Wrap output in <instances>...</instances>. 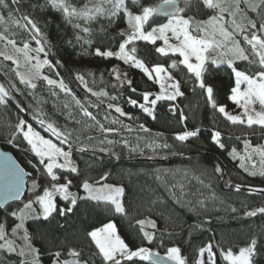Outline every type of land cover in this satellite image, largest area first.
<instances>
[{
    "label": "trees",
    "instance_id": "trees-1",
    "mask_svg": "<svg viewBox=\"0 0 264 264\" xmlns=\"http://www.w3.org/2000/svg\"><path fill=\"white\" fill-rule=\"evenodd\" d=\"M6 2L13 12L14 19L28 15L36 22L43 34L40 39L47 59L54 65L52 73L64 81L73 95L96 116L98 121L105 122L104 115L107 109L85 91L77 79L78 75L83 76L91 90H103L116 97L115 100L123 111L131 114L137 124H142L149 130L148 135L155 133L169 139L168 148L147 151H130L122 143L99 145V131L94 126H85L93 125L94 122L83 117L80 108L79 110L73 108L70 112L64 108L65 102L56 100L52 102L55 104L53 108L47 103V106H50L47 109L53 114L49 116L42 114L43 111L35 104L29 91L15 78L11 67L0 63V84L10 87L11 81L16 85V89L11 90V97L6 98L8 102L0 105V146L10 151L20 167L32 177L27 182V191L22 200L0 209V222L5 223L6 229L18 223L9 215L11 211L18 210L23 203L42 194L44 187L51 185L50 178L43 174L42 166L22 136L17 134V139L12 143L8 142L12 140L14 126L23 118L45 138L52 139L65 151H71V158L78 167V174L54 170L60 177L58 183H65L64 176L67 175L72 181L70 191L77 193L78 196L84 180L93 184L111 183L124 189L123 205L126 215L117 214L95 201L78 200L73 212L66 216L54 213L47 221L43 219L26 221L25 227L31 243L39 249L41 264H51L50 254L55 251L62 252V259H71L67 256L69 248L82 249L85 258H89L90 253L94 251V245L89 247L86 233L109 221L116 225L118 234L130 248L145 246L164 256L168 247L176 246L181 249L186 264H194L198 249L209 243L213 245V250L217 254V264H226L220 257L222 248L238 251L239 247L246 246L255 237L258 240L255 264H264V214L244 215L245 211L264 207V192L260 191L264 189V176L247 175L237 168L236 163L229 157V152L233 148L238 151L242 149L246 138L252 144L260 143L264 139V130L256 126L249 129L242 125H232L226 121L208 105L206 94L197 86L194 76L182 65L176 69L168 68L171 61L178 60L179 57L171 54L161 56L156 53L157 43L152 45L137 41L136 57L149 68L152 65H163L168 68L171 75L180 82L184 95L178 97L176 101L158 102L151 117L138 106H132L128 102L130 98L136 100L138 104L143 103L141 93H156L157 84L135 68L128 72L127 78L131 81V86L127 82L119 83L113 79V70L119 60L95 54L97 48L102 51L118 50L123 39L119 33L127 25L122 14L114 22H109L105 18L89 24L80 21L82 26L91 29L90 35H86L66 23L61 12L53 9L48 0H19L15 5L11 0ZM160 2L161 0H142L145 6H154ZM70 3L79 8L86 0H70ZM126 6L134 12L137 11L131 3L126 2ZM0 8L8 17V9ZM241 8L244 9L245 5L241 4ZM212 14L213 10L195 4L185 13L195 16L197 20L207 19ZM247 15L259 26L261 21L257 13L247 11ZM260 15L264 16V7L261 8ZM164 21L160 18L153 19L151 25L155 26ZM21 23H24L22 19ZM7 26H10L9 31L13 38L25 40L28 38L27 35L32 36L29 30L16 27L11 22ZM78 36L82 38L77 39ZM85 39L91 40V43H86ZM127 47L130 49L132 45ZM57 61L60 63L57 64ZM235 67L250 73L258 70V67L250 66L245 61L237 62ZM203 78L206 85L213 87L218 105H224L228 110L235 109V104L228 99L235 78L226 64H209ZM44 85L38 86L37 90L44 89ZM132 88L137 91H131ZM43 96L50 100L48 93L44 92ZM69 98L73 100L72 96ZM181 112L186 117L183 123L180 122ZM69 113L72 117L70 121L65 118ZM38 114L40 118L53 122L61 130L71 131L72 136L68 143L60 145L59 140L45 132L35 118ZM77 120L82 123L77 124ZM105 127L113 128L114 125L106 124ZM197 128H199L197 137L188 141L181 143L172 139L174 134L194 131ZM213 130L221 132V142L225 145L223 149L211 141ZM88 137L93 139L89 140ZM81 147H85L86 150L79 151ZM99 147H108L111 151L101 152ZM217 165L222 168L220 173L215 172ZM167 170L172 171V185L176 182L177 185L181 183L188 187L187 195L179 193L176 196L166 190V186L171 183L170 179H158V176ZM175 171L179 173L173 176ZM105 174L107 178L101 180ZM33 180L37 182L36 188H32ZM208 180L210 185L206 184ZM237 184L241 186L240 191L235 190ZM249 189L253 191L250 192ZM55 199L58 205L63 206L67 203L60 201L58 196ZM200 201L204 202L203 207L200 206ZM232 208L238 211L234 213L231 211ZM148 219L154 221L157 226L155 240L151 244L141 239L139 225L136 223L138 220ZM20 261L15 253L0 250V264H20ZM126 263L149 264V261L134 258ZM96 264H100L99 259Z\"/></svg>",
    "mask_w": 264,
    "mask_h": 264
},
{
    "label": "snow or ice",
    "instance_id": "snow-or-ice-1",
    "mask_svg": "<svg viewBox=\"0 0 264 264\" xmlns=\"http://www.w3.org/2000/svg\"><path fill=\"white\" fill-rule=\"evenodd\" d=\"M11 2L15 5L19 3V0H11ZM48 3L53 9L61 12L66 23L71 24L73 28L79 29L86 35H90L91 29L82 26L80 21H83L84 24H89L100 18H105L109 22H114L121 14L123 15L129 30H121L119 33L123 39L119 43L118 50L115 52L111 50L102 51L97 48L95 54L104 58L115 57L123 63L139 69L149 80L159 85L160 91L155 94L154 98L150 99L153 95L152 93L143 92L141 93L143 103L138 104L136 100L131 98L128 101L132 106H138L145 114L152 116L156 105L160 101H175L178 97L184 95L181 91L180 82L168 71V68L176 69L182 65L189 74L194 76L197 86L206 94L208 105L223 116L226 121L232 125L246 126L249 129L255 125L264 130V16L260 15V10L264 7V0H161L160 3L154 6H145L142 0H130L132 7L137 10L136 12L126 6V0H86V3L79 8L72 5L70 0H48ZM194 4L197 6L202 5L207 10H213L214 14L209 15L204 20H197L195 16L185 15ZM241 4L245 5L244 9L241 8ZM0 7L8 9V21L17 27L29 30L32 33V39L37 44L35 49H32L27 42L23 44V47H17L15 40L9 38L4 32H0V41H5V50L0 51V57H3L5 61H11L16 66L11 71L15 73L19 82L26 85L29 89H36L38 85L35 81L43 80L50 87V90L58 88L60 92L72 96L74 103L80 108L81 115L94 122L93 125L85 126H95L100 132L105 134V138L98 141L99 145L122 143L130 151L140 150L139 143L136 146H130L126 139L121 141L108 139L107 134L116 133L118 129L105 127L104 124L100 123L96 116L73 95L71 89L62 79L55 80L42 74L41 70L44 66L54 70V65L47 59V53L40 39L43 36L40 28L28 15H22L20 19H14L13 12L6 0H0ZM245 9L260 16L261 22L259 26H257L255 20L247 15ZM159 18H167V22L152 26L151 21ZM21 19L24 23H21ZM3 20L4 18L0 16V21ZM145 25H149V28L146 29ZM81 38L77 37V39ZM172 40L176 42H170ZM137 41H144L152 45H155L157 41H162V46L156 47L155 52L161 56L178 55L179 59H173L168 68L163 65H152L149 68L135 55L137 52L135 43ZM85 42L91 43V40L85 39ZM129 45H132L130 49L127 47ZM9 46L12 49V53L7 51ZM31 52L44 53L45 58L40 60L38 56L30 55ZM21 55L23 56V65L28 68L27 72L19 70L22 66L19 58ZM33 61L35 63H32ZM241 61L247 62L250 66L258 67V70L250 73L235 67L237 62ZM59 63L60 61H57V64ZM209 64H226L231 69L235 79L228 99L242 109V115H232L226 111L224 105L216 103L213 87L206 85L203 78ZM113 71L115 72V78L120 80L119 72L115 69ZM77 79L92 95L97 97L108 95L103 90L93 92L88 88L83 76L78 75ZM162 81H170V83H163ZM126 82L131 86L130 80ZM9 85L10 87H5L0 84V105L6 104L8 102L6 98L11 97V90L16 89V85L11 83V81ZM131 91L136 92L137 90L132 88ZM52 95L55 96L57 93L52 91ZM110 99L115 100L116 97L113 96ZM257 103L261 109L259 111L254 107ZM68 107L69 105L65 103L64 108L67 109ZM107 108L118 113L121 117L132 119L130 114L124 112L119 105L109 103ZM170 110H172L171 107ZM70 115L71 113H69ZM35 118L45 132L50 133L51 136L59 140L60 145L68 143L69 138L72 136L71 131L67 129L61 130L53 122L40 118L39 114ZM108 118L106 114L105 119L107 120ZM153 118L155 117L153 116ZM185 119V115L181 112L180 122L183 123ZM76 123L81 124L82 121L77 120ZM111 123L119 124L129 132L132 131L129 125L123 124L118 118L112 119ZM139 129L144 132L149 131L142 124L139 125ZM198 133L199 128L194 131L177 133L175 140L183 143L190 138L197 137ZM17 134L22 136L23 141L26 142L30 151L42 166L43 174L49 177L51 181L50 187H44L42 194L36 195L34 199H29L18 210H13L9 213L11 217L19 221L11 228L12 236L15 237L17 232L23 231L20 239L24 241V246L18 255L20 257H31L30 260L22 259L20 264H41L39 249L31 243L29 232L25 227L26 221L39 219L47 221L54 213H58L62 217L66 216L73 212L78 200L95 201L109 207L117 214L126 215V209L122 203L124 194L122 186L105 183L97 187L88 180H84L80 187L86 195L77 196L70 191L72 181L68 176H64L65 183H58L60 177L54 171L60 170L61 172L78 174V167L71 159V151H65L63 147L54 143L52 139L45 138L32 124L23 118H20L14 126L12 140L8 142L12 143L13 140L17 139ZM221 136L220 131L213 130L211 132V141L223 149L225 145L221 142ZM88 139L92 140L93 137H88ZM137 139L139 141L143 137H138ZM243 143L247 155L239 157L241 161L240 167L244 168L250 176H264V145L253 147L248 140H244ZM146 146L149 148L169 147L167 143L163 145L157 144L155 139L151 140ZM85 150V147L79 149V151ZM99 151L110 152L111 149L99 147ZM229 155L235 159L237 156L236 149L233 148ZM254 155H259L261 159L262 167L259 170L256 169L254 163L251 165V170L246 166V161H251ZM2 167L4 175L0 177V180H3L4 184L2 191H0V209H4L9 200H20L24 186V170L22 168H19L7 157H4ZM221 171L222 168L217 165L215 172L220 173ZM106 178L107 174L102 176L101 180ZM200 182L203 183V181ZM37 186V182L33 180L32 188ZM173 187H176V185ZM179 187L183 190V184H180ZM240 188L239 184L235 186L236 191H240ZM31 190L29 189V191ZM249 191L253 190L249 189ZM260 191L264 192V189ZM57 196L60 201L67 202L66 205H58L55 199ZM199 203L203 207L204 202L200 201ZM231 211L235 213L238 210L232 208ZM258 213L264 214V207L245 211L244 215L256 216ZM136 223L139 225L141 239L151 244L155 240L154 233L145 230V228L155 229L156 223L150 219L138 220ZM86 236L89 238V247L94 245V251L90 253L89 258H85L82 249L69 248L67 256L71 257V259H62V252L55 251L50 254L52 258L51 264H96L97 259H99L100 264H125V262L132 261L134 258H138L140 261H149V264H186L185 258L181 255V249L176 246L168 247L164 256L145 246H140L136 249L130 248L118 234L116 225L111 221L103 224L102 227L88 231ZM0 241H3V243H0V250L8 253L16 252L15 241L8 238L6 225L3 222H0ZM257 244V238L253 237L246 246L239 247L238 251H233L231 248L227 250L222 248L220 257L226 264H255V257L258 255ZM205 253H207V258L203 259ZM194 264H217V254L213 250L211 243L198 249Z\"/></svg>",
    "mask_w": 264,
    "mask_h": 264
},
{
    "label": "rangeland",
    "instance_id": "rangeland-1",
    "mask_svg": "<svg viewBox=\"0 0 264 264\" xmlns=\"http://www.w3.org/2000/svg\"><path fill=\"white\" fill-rule=\"evenodd\" d=\"M0 16H2L3 18H4V20L3 21H0V32H4V34L5 35H7L9 38H11V39H13V40H15L16 41V44H17V47H23V44L25 43V42H27L29 45H30V47L32 48V49H35L36 47H37V44H36V42H35V40H33L32 39V36L31 35H27L28 36V38H25V40H21V39H16V38H13L12 36H11V32L9 31L10 30V26H7L8 24H9V22L10 21H8V17L7 16H5L4 14H3V11L1 10V8H0ZM167 22V20H165L164 22H162V23H166ZM152 26H154V25H152ZM156 26V25H155ZM17 27V26H16ZM145 28L147 29V28H149V25H145ZM5 29H7V31H5ZM129 29H128V25H126V27L124 28V31H128ZM170 35V34H169ZM170 42H172V43H175L176 41L175 40H172V41H170ZM157 43V45H158V47L159 46H162V41H157L156 42ZM3 50H5V41H0V51H3ZM7 51L9 52V53H12V49H11V47L9 46L8 47V49H7ZM30 55H33V56H38L39 57V59L40 60H43L44 58H45V54L44 53H36V52H31L30 53ZM20 60H21V64H22V66H21V68L19 69L21 72H27L28 71V68H27V66H24L23 65V56L21 55L20 57ZM0 63H4V64H7V65H9L10 67H11V69L12 68H15L16 66L15 65H13L12 64V62L11 61H5L4 59H3V57H0ZM32 63H35V61H33ZM133 67L131 66V65H129V64H125V63H123L121 60H119V62H118V64L116 65V67H114V69L116 70V71H118L119 72V74H120V80H117L116 78H115V72L113 71V75H114V78L113 79H115L116 81H118L119 83H122V81H124V82H126V81H128V72L130 71V69H132ZM136 69V68H135ZM52 69H49L47 66H44L43 68H42V74L43 75H46V76H49L50 78H52V79H55V80H61L60 78L58 79V77L57 76H55L53 73H52V71H51ZM139 70V69H138ZM14 73V72H13ZM153 75H155V74H153ZM163 75V74H162ZM14 76H15V73H14ZM15 78L19 81V79L15 76ZM36 83H37V85L40 87V86H42V85H44V89H39V90H37V88H38V86H37V88L36 89H29L26 85H24V84H22L23 85V87H25L26 88V90H28L29 92L28 93H30V95L33 97V100L35 101V104H38V106H39V108L43 111V113L42 114H44V115H46V116H49V115H52L53 113H51L52 111H49L47 108H50V106L48 107L47 106V103H49V105H51L52 106V108H53V106L55 105L54 103H52V102H54V101H63V102H65V103H67L68 105H69V107L67 108L70 112H71V110L73 111V108L75 109L76 108V110H79V107L74 103V101L73 100H71V98H69L70 96H68V95H66L65 93H63V92H60V90L58 89V88H53V89H51L50 90V87L46 84V82L45 81H43V80H37V81H35ZM80 82V81H79ZM163 83H170V81H162ZM20 83V82H19ZM80 84H81V82H80ZM82 85V84H81ZM83 86V85H82ZM84 87V86H83ZM157 87H158V91L156 92V93H159V91H160V88H159V85H157ZM243 87V86H242ZM85 88V87H84ZM52 91H55L56 93H57V95H55V96H53L52 95ZM85 91H87L86 89H85ZM93 92H100L101 90H92ZM44 92H46V93H48V96L50 97V100L49 99H46L44 96H43V94H44ZM88 92V94L90 95V96H92L93 98H95L96 100L95 101H97V102H99L100 104H102L107 110V115H108V119L106 120L105 119V115H104V121L105 122H100V123H102V124H104V126L106 125V124H112L111 123V120L112 119H114V118H118L119 120H121L122 122H123V124H125V125H129L131 128H132V131L131 132H129L127 129H124V128H122L121 127V125H119V124H112V125H114V127L113 128H116V129H118V131L116 132V133H109V134H107V138L108 139H111V140H117V141H121V140H124V139H126V140H128V142H129V144H130V146H136L137 145V143H139V149L140 150H137V151H147V150H153V149H160V148H163V147H158V148H149V147H147L146 145L148 144V143H150L151 142V140H153V139H155L156 140V142H157V144H160V145H163V144H165V143H167L168 144V140L169 139H167V137L166 136H164V135H160V134H150V135H148V133H149V131L148 132H144V131H142V130H140L139 129V125L140 124H137L136 123V120H135V118L130 114V116L132 117V119H129L128 117H121V116H119V114L118 113H115L113 110H110V109H108L107 108V104H109V103H112V104H116V105H119L118 103H117V101L116 100H112V99H110V97H113L112 95H110V94H108L107 92V96H103V97H97V96H94V95H92V93L91 92H89V91H87ZM105 92V91H104ZM156 93H152L153 95L150 97L151 99L152 98H154V96H155V94ZM229 95H230V93H229ZM70 99V100H69ZM52 100V101H51ZM177 100V99H176ZM175 100V101H176ZM50 101H51V103H50ZM120 106V105H119ZM150 106V105H149ZM254 107L256 108V110L257 111H259V110H261L260 109V106H259V104L257 103L256 105H254ZM226 111L227 112H229L230 114H232V115H242V109H240V108H238L236 105H235V109H233V110H228V109H226ZM147 115V114H146ZM149 116V115H148ZM151 117V116H150ZM65 118H68V120L70 121V120H72V117H71V115L69 116V114H67L66 116H65ZM87 118V117H86ZM93 122V121H92ZM255 126V125H254ZM95 127V126H94ZM145 127V126H144ZM256 127H258V126H256ZM95 128H97V127H95ZM259 128V127H258ZM97 130H98V128H97ZM99 131V130H98ZM182 133V132H181ZM175 135L176 134H174V136L172 137V139H175ZM138 137H143V139H141V140H139L138 141ZM98 138H99V140H101V139H104L105 138V134H103L102 132H98ZM246 140H248V138H246ZM250 142V141H249ZM55 143V142H54ZM250 144L253 146V147H255V146H259V145H264V139L263 140H261V142L260 143H258V144H252L251 142H250ZM232 151V150H231ZM230 151V152H231ZM229 152V153H230ZM236 152H237V156H236V158L234 159L232 156H230L229 155V157L236 163V165H237V168H239V169H241L244 173H246L247 175H249L248 174V172L247 171H245L244 170V168H241L240 167V163H241V161H240V156H246L247 155V153H246V151H245V145H244V143H243V145H242V149L240 150V151H238V150H236ZM72 159V158H71ZM72 161H73V163L76 165V163L74 162V160L72 159ZM62 162V161H61ZM255 164L256 165V169L257 170H259L261 167H262V164H261V159H260V157H259V155H254L253 156V158H252V160L251 161H246V166L251 170V165L252 164ZM77 166V165H76ZM180 171V170H179ZM179 171H175V172H173V176H175L177 173H179ZM250 176V175H249ZM257 176V175H256ZM254 177V176H253ZM165 178H169L170 179V181H171V183L168 185V186H166V190L167 191H169L171 194L173 193L174 195H176V196H178V194L180 193L181 195H187L188 193H189V190H188V187H186V186H184L183 185V190H181V188L179 187V185L181 184V183H178V185H177V183L175 182V184H173L172 185V171H162V173H160V176H158V179H165ZM175 180V179H174ZM205 180H207V179H205ZM207 182V181H206ZM102 184H105V182H103V183H99V184H94V186H100V185H102ZM106 184H110V185H114V184H111V183H106ZM202 184H204V183H202ZM207 185H210V183H209V180H208V182L206 183ZM206 184H204V185H206ZM174 185H176V187H173ZM206 185V186H207ZM115 186H118V185H115ZM84 195H86L84 192H83V190L81 189V193H80V195L79 196H84ZM26 203V202H25ZM122 203H123V196H122ZM19 222V221H18ZM12 227H14V226H12ZM12 227H10L9 229H6V232H7V236H8V238L9 239H13L14 241H15V245H16V252H13L12 254H14L15 253V255L20 259V260H22V259H26V260H30L31 259V257H20L19 255H18V253H19V251L21 250V248L24 246V241L22 240V239H20V237L23 235V231H19V232H17V234H16V236L15 237H13L12 236V234H11V228ZM102 227V226H101ZM156 229H157V226H156V228L155 229H152V228H150V227H146L145 228V230H147V231H150V232H153L154 234H155V232H156ZM0 243H3V241H0ZM3 252H4V250H3ZM8 253V252H7ZM207 258V253H205V255H204V257H203V259H206ZM125 264H127L126 262H125Z\"/></svg>",
    "mask_w": 264,
    "mask_h": 264
},
{
    "label": "water",
    "instance_id": "water-1",
    "mask_svg": "<svg viewBox=\"0 0 264 264\" xmlns=\"http://www.w3.org/2000/svg\"><path fill=\"white\" fill-rule=\"evenodd\" d=\"M126 2L130 3V0H126ZM160 19H167V18H160ZM4 157H7L10 159L11 162H13L15 165H17L19 168L20 167V164L17 162V160L14 158V156L12 155V153L10 151H7V150H4L1 146H0V177H2L4 175V170H3V167H2V161L4 159ZM23 169V168H22ZM24 170V169H23ZM31 174L26 172L24 170V186L22 188V195H21V199L20 200H9L5 207L11 203H15V202H19L22 200V198L25 196V193L27 191V182L31 179ZM3 184H4V181L3 180H0V191H2L3 189ZM77 196L78 194L75 193ZM2 210V209H1ZM162 256V255H161Z\"/></svg>",
    "mask_w": 264,
    "mask_h": 264
}]
</instances>
